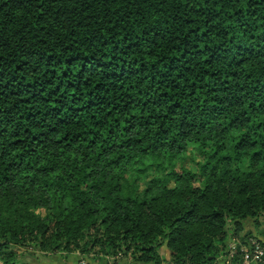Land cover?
<instances>
[{
  "label": "trees",
  "instance_id": "16d2710c",
  "mask_svg": "<svg viewBox=\"0 0 264 264\" xmlns=\"http://www.w3.org/2000/svg\"><path fill=\"white\" fill-rule=\"evenodd\" d=\"M260 217L264 0H0V264H240Z\"/></svg>",
  "mask_w": 264,
  "mask_h": 264
},
{
  "label": "rangeland",
  "instance_id": "374dc122",
  "mask_svg": "<svg viewBox=\"0 0 264 264\" xmlns=\"http://www.w3.org/2000/svg\"><path fill=\"white\" fill-rule=\"evenodd\" d=\"M260 225L257 227V232H261L264 229V219L262 217L259 218ZM234 240V239H233ZM232 240V241H233ZM235 244V243H234ZM234 244L230 245V247L234 248ZM17 250V248H16ZM22 251L23 253V260H25L27 263L30 264H77V255H68V254H54V255H49L46 253H42L38 250H35L31 247H26L22 250H17ZM110 259V258H108Z\"/></svg>",
  "mask_w": 264,
  "mask_h": 264
},
{
  "label": "built area",
  "instance_id": "2783aa9c",
  "mask_svg": "<svg viewBox=\"0 0 264 264\" xmlns=\"http://www.w3.org/2000/svg\"><path fill=\"white\" fill-rule=\"evenodd\" d=\"M241 260L240 264H264V244L256 239H249L246 245L240 246ZM232 252H229L231 257ZM116 255L114 258H119ZM77 264H90L86 259L79 258ZM106 264H110L106 262Z\"/></svg>",
  "mask_w": 264,
  "mask_h": 264
},
{
  "label": "crops",
  "instance_id": "0c3cea01",
  "mask_svg": "<svg viewBox=\"0 0 264 264\" xmlns=\"http://www.w3.org/2000/svg\"><path fill=\"white\" fill-rule=\"evenodd\" d=\"M243 230L250 232L251 234H253L254 237L264 242V233L260 231L257 232V229L254 228V226L252 225V221L249 220L243 223ZM158 252H159L160 257L163 259L162 264L168 263L169 253L164 245L160 246V248L158 249ZM103 258L101 257L99 260L98 259L94 260L95 261L94 264H104L105 258L104 259ZM112 264H132V263H129L124 258H117L114 262H112ZM134 264H137V263H134ZM213 264H227V263L225 262L224 257L220 256L219 258H217V260Z\"/></svg>",
  "mask_w": 264,
  "mask_h": 264
}]
</instances>
